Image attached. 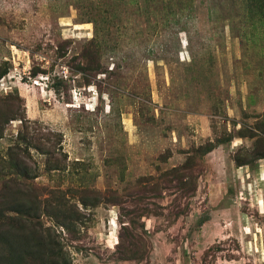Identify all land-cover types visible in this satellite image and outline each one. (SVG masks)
I'll return each mask as SVG.
<instances>
[{
    "label": "rangeland",
    "instance_id": "1",
    "mask_svg": "<svg viewBox=\"0 0 264 264\" xmlns=\"http://www.w3.org/2000/svg\"><path fill=\"white\" fill-rule=\"evenodd\" d=\"M1 130L57 264H264V0H0Z\"/></svg>",
    "mask_w": 264,
    "mask_h": 264
},
{
    "label": "trees",
    "instance_id": "2",
    "mask_svg": "<svg viewBox=\"0 0 264 264\" xmlns=\"http://www.w3.org/2000/svg\"><path fill=\"white\" fill-rule=\"evenodd\" d=\"M2 130L0 131V137ZM27 140V139H24ZM211 146L207 147L206 152L210 151ZM28 148L25 156L28 155ZM17 149L21 151L18 145L10 146L7 154L0 155V264H57L53 256H48L52 250L53 242L51 239H45L44 228L36 219L39 217L40 199L38 196L25 194L26 189H19L22 185L19 180L7 177V167L15 169V174L25 178L28 173V164L24 160V155L12 151ZM259 158L264 157V152H257ZM2 162H6L5 165ZM241 164H249L247 160L239 161ZM7 166V167H6ZM9 175V174H8ZM12 188L19 191L12 192ZM25 208V210H21Z\"/></svg>",
    "mask_w": 264,
    "mask_h": 264
},
{
    "label": "crops",
    "instance_id": "3",
    "mask_svg": "<svg viewBox=\"0 0 264 264\" xmlns=\"http://www.w3.org/2000/svg\"><path fill=\"white\" fill-rule=\"evenodd\" d=\"M258 164L256 165L255 169H251L249 167V165H235L234 166V174L236 175V177H239L238 179H247V177H249V179L251 177H255L261 173L264 174V158H261L259 160L256 161Z\"/></svg>",
    "mask_w": 264,
    "mask_h": 264
}]
</instances>
